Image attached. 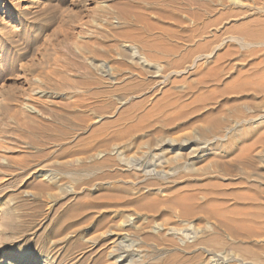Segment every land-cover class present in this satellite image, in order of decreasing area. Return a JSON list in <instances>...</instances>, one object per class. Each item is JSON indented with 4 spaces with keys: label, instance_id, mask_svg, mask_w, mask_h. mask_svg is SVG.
<instances>
[{
    "label": "rangeland",
    "instance_id": "374dc122",
    "mask_svg": "<svg viewBox=\"0 0 264 264\" xmlns=\"http://www.w3.org/2000/svg\"><path fill=\"white\" fill-rule=\"evenodd\" d=\"M0 264H264V0H0Z\"/></svg>",
    "mask_w": 264,
    "mask_h": 264
},
{
    "label": "bare ground",
    "instance_id": "6f19581e",
    "mask_svg": "<svg viewBox=\"0 0 264 264\" xmlns=\"http://www.w3.org/2000/svg\"><path fill=\"white\" fill-rule=\"evenodd\" d=\"M53 112V111H52ZM61 123V122H60ZM65 135V134H64ZM66 136V135H65ZM70 139V138H69ZM62 144V143H61ZM41 185H43V184H41ZM178 198V197H177ZM190 198V197H189ZM184 199V198H183ZM182 199V200H183ZM189 200V199H188ZM180 201V200H179ZM178 202V201H177ZM176 203V202H175ZM185 203V202H184ZM182 215H183V213H182ZM100 223V222H99Z\"/></svg>",
    "mask_w": 264,
    "mask_h": 264
}]
</instances>
